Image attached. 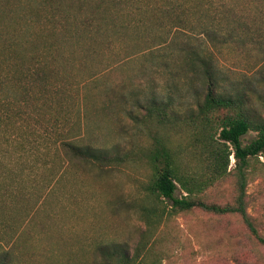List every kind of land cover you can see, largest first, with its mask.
<instances>
[{
    "label": "rangeland",
    "instance_id": "1",
    "mask_svg": "<svg viewBox=\"0 0 264 264\" xmlns=\"http://www.w3.org/2000/svg\"><path fill=\"white\" fill-rule=\"evenodd\" d=\"M133 15H116V25L94 37L78 35L74 26L60 34L59 75L31 100L8 87L0 118V245L15 251L20 264H96L100 244L137 245L147 229L139 206L151 202L145 152L155 135L184 147L185 117L203 96L202 74L181 65L172 39L211 59L227 88L250 83L264 91V0H204L196 14L208 22L203 33L137 25ZM7 20L12 34L15 25ZM24 29L41 30L37 24ZM154 97L173 102V125L145 116ZM254 105L263 111L261 101ZM255 137L250 131L242 140ZM67 139L126 159L105 166L68 160L61 149ZM254 162L248 211L264 237V168ZM234 164L231 155L229 170ZM234 178L230 173L209 188L207 198L232 201ZM158 236L162 264H264V245L238 215L195 209L166 221Z\"/></svg>",
    "mask_w": 264,
    "mask_h": 264
},
{
    "label": "trees",
    "instance_id": "2",
    "mask_svg": "<svg viewBox=\"0 0 264 264\" xmlns=\"http://www.w3.org/2000/svg\"><path fill=\"white\" fill-rule=\"evenodd\" d=\"M203 1L0 0V118H4L9 106V85H13L16 98L21 96L29 101L57 79L60 57L55 39L60 34L66 36L72 26L78 35L94 37L116 25L113 17L127 12L134 14L133 22L137 25L167 32L173 29L195 33L201 29L199 33H203L209 30L208 22L196 17ZM26 6L31 8L30 13L25 12ZM7 18L16 28L12 34L6 32ZM28 24L39 25L40 32L28 33L24 29ZM27 35L30 39L22 41ZM172 42L181 65L196 67L203 76L202 100L185 117L189 141L184 147L174 148L162 136H153V145L145 152L151 167L146 186L151 202L139 206L147 229L133 250L129 243L98 245L96 264H162L164 254L155 248L160 240L159 229L173 216L195 209L216 215H238L250 234L264 245L247 200V186L257 170L254 160L264 168V161L260 160V156L264 157V91L250 83L242 88H227L211 59L198 49L183 47L181 41ZM256 99L262 103L261 112L254 105ZM145 108V116L160 124L173 125L177 121L171 100L154 97ZM250 131H255L256 137L244 143L242 136ZM61 149L68 160L99 166L126 159L75 139L63 140ZM231 155L235 164L229 170ZM1 173L4 170L0 177ZM230 173L235 177L233 200L221 203L208 199L207 190ZM18 256L0 245V264H20Z\"/></svg>",
    "mask_w": 264,
    "mask_h": 264
}]
</instances>
